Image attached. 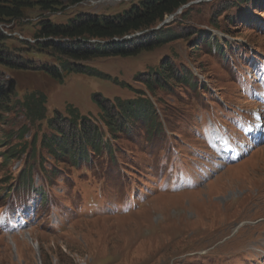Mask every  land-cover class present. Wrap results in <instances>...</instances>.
<instances>
[{
  "label": "rangeland",
  "instance_id": "rangeland-1",
  "mask_svg": "<svg viewBox=\"0 0 264 264\" xmlns=\"http://www.w3.org/2000/svg\"><path fill=\"white\" fill-rule=\"evenodd\" d=\"M137 1L84 0L51 12L34 8L23 21L0 23L11 35L5 41L10 53L31 63L29 69L0 66L20 103H0V210L29 190L28 178L34 191L26 202L33 200L37 209L30 224L0 231V264H264V146L195 190L171 193L155 186L195 149H205L195 133L204 115L252 106L238 91L230 57L236 69L246 68L241 61L247 50L264 51V0H192L182 8L191 7L187 14L167 15L155 27L171 21L167 27L179 38L136 56L74 62L88 74L63 71L62 81L40 69L60 63L49 49L33 45L47 40L36 38L40 22L66 23L78 14L115 16ZM223 2L227 9L218 12ZM215 27L230 44L222 54L208 37ZM165 63L190 71L194 88L180 79L148 90L145 80ZM98 72L111 78L100 79ZM33 92L46 96V112L30 121L20 105ZM138 96L152 103L157 130L146 132L144 122L131 119L109 139L95 100L109 110L114 102ZM68 109L95 122L111 152L91 149L89 161L76 165L41 147V137L53 133L46 119L55 113L67 117ZM65 124L56 123L67 129ZM9 151L13 155L4 160ZM126 190L144 200L122 213L129 204ZM114 203L118 212L111 211Z\"/></svg>",
  "mask_w": 264,
  "mask_h": 264
},
{
  "label": "trees",
  "instance_id": "trees-1",
  "mask_svg": "<svg viewBox=\"0 0 264 264\" xmlns=\"http://www.w3.org/2000/svg\"><path fill=\"white\" fill-rule=\"evenodd\" d=\"M81 1L84 0H0V23L13 20L23 21L25 12L30 9L37 8L42 12H51L59 6L74 5ZM190 1L192 0H139L115 16L78 14L66 23L43 20L40 22V29L36 38L47 40L42 42L36 40L33 45L39 49H49L53 54L59 56L60 63L57 66H41L40 69L54 79L62 81L63 71L88 74L87 67L74 62L97 57L136 56L140 52L159 46L163 42L179 38L171 33L172 30L168 29V24H165L167 29L162 26L160 28L155 27L167 15L175 13L181 6ZM226 6L225 2L223 5L220 4L218 12L227 9ZM190 9V6L187 7L182 11L181 16L187 14ZM8 32H12L11 29ZM135 33L140 34L127 37ZM10 36V34H4L0 30V66L29 69L30 61L12 55L6 47L5 41ZM18 39L27 44L32 43L26 41L25 37L24 39L18 37ZM90 39H94L95 42H88ZM174 66L165 63L159 71H154L145 80L147 89L152 90L155 85L162 87L164 83L168 84L169 80L177 81L180 79L189 86H193L187 70H181L177 67L174 70ZM97 77L106 80L111 78L101 72L97 73ZM15 92L14 85L5 80L0 72V103L6 106L7 102L12 100V104L19 105V101L14 96ZM95 101L100 108L103 123L110 135H114V132L119 131L120 128L129 127L130 122L134 120L144 122L143 124L149 131L153 130L154 132L157 128L156 113L150 101L145 97L138 96L135 99L114 102L109 110L101 101L97 99ZM45 103L46 96L44 94L33 92L25 97L20 106L25 109L27 118L32 121L35 117L37 119L44 118ZM0 110L3 109L0 108ZM68 111L70 113L67 117H61L55 113L50 119H46L53 133L49 137H41V143L53 155L67 157L77 164L81 158L86 159L88 157L90 149L92 152L100 151L106 148L108 143L104 140L103 134L95 122L93 123L88 117L80 116L75 109H68ZM131 119L132 121H130ZM62 121L66 123L67 129L56 125ZM107 150L110 151V149ZM10 152L12 151L6 153L8 155L4 156V160L13 155Z\"/></svg>",
  "mask_w": 264,
  "mask_h": 264
},
{
  "label": "built area",
  "instance_id": "built-area-1",
  "mask_svg": "<svg viewBox=\"0 0 264 264\" xmlns=\"http://www.w3.org/2000/svg\"><path fill=\"white\" fill-rule=\"evenodd\" d=\"M7 27H9V25H5L3 28L6 29V31L10 30V28Z\"/></svg>",
  "mask_w": 264,
  "mask_h": 264
},
{
  "label": "bare ground",
  "instance_id": "bare-ground-1",
  "mask_svg": "<svg viewBox=\"0 0 264 264\" xmlns=\"http://www.w3.org/2000/svg\"><path fill=\"white\" fill-rule=\"evenodd\" d=\"M243 223L245 224V222H242V223H240V225L243 224Z\"/></svg>",
  "mask_w": 264,
  "mask_h": 264
}]
</instances>
